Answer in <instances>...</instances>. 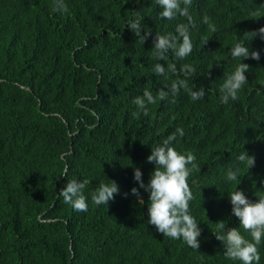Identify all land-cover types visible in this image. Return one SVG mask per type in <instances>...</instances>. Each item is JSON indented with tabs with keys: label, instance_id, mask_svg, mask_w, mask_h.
<instances>
[{
	"label": "trees",
	"instance_id": "trees-1",
	"mask_svg": "<svg viewBox=\"0 0 264 264\" xmlns=\"http://www.w3.org/2000/svg\"><path fill=\"white\" fill-rule=\"evenodd\" d=\"M64 2L61 14L53 0H0V264H240L225 257L216 223L251 241L228 194L264 196V40L247 34L264 27V17L250 15H264V0H192V53L178 59L169 50L166 61L154 58L153 39L176 35L187 17L161 19L155 0ZM137 13L141 34L151 31L144 44L127 27ZM236 43L260 60L232 58ZM241 62L250 66L248 83L237 100L221 103L220 86ZM156 63L176 72L157 75ZM185 64L195 70L188 77ZM178 79L204 88V97L192 101L181 89L133 118L135 97L156 96ZM177 128L184 135L172 146L191 151L200 167L188 180L199 250L159 233L148 223L149 194L139 189V203L130 191L139 188L134 169L147 184L155 168L147 157ZM246 153L255 158L250 169L238 160ZM237 169L238 180L229 181ZM73 179L86 182L87 212L59 196ZM113 180L114 200L94 205L92 192ZM258 248L264 264V239Z\"/></svg>",
	"mask_w": 264,
	"mask_h": 264
},
{
	"label": "clouds",
	"instance_id": "clouds-1",
	"mask_svg": "<svg viewBox=\"0 0 264 264\" xmlns=\"http://www.w3.org/2000/svg\"><path fill=\"white\" fill-rule=\"evenodd\" d=\"M161 9L159 16L161 19L174 20L177 16L187 17L188 24H179L176 28V35L156 34L153 39V56L156 60L166 61L167 53L171 50L178 59H184L192 53L193 44L189 35V27H195L188 7L192 0H155ZM184 5L182 7L181 5ZM52 10L61 14L68 12V6L64 0H53ZM255 19L264 17L259 11L250 13ZM143 17L136 14V18L128 23L127 27L138 37L137 41L144 44L151 35V31H144L141 34V20ZM254 19V20H255ZM204 23H209L207 17H204ZM214 32L216 29L209 25ZM251 40L259 36L264 40V27L251 32H247ZM208 42L207 38L202 40L203 44ZM230 54L234 59L251 58L260 60L259 51H251L242 43H236L231 49ZM249 65L239 63L234 72L227 75L224 83L220 86V102L227 104L229 99L235 101L238 99V93L244 85L248 83L245 75L249 71ZM153 71L160 76L167 78V72H176L174 64H169L166 69L163 64L156 63ZM190 65H183L180 69L185 77L194 73ZM168 90L161 88L156 96L145 90L142 96L133 99L137 111L132 113L133 118H138L142 113L149 115L148 105L156 104L168 99L169 95L175 97L181 89L188 92L192 101L202 99L205 95L204 88L193 91L189 88L187 79H178L171 83ZM184 130L177 128L163 140L162 144L152 148L151 154L147 157V162L155 165L150 174L147 184L142 179V172L139 168L134 169L133 179L139 184V188H131V194L135 196L139 203H143V197L139 189H144L148 195V223L155 226L156 230L175 240L183 242L193 250H199L201 229L196 219L191 215L190 202L195 199L190 189L188 180L193 172L200 171L196 163V156L191 152H178L172 143L177 141L178 137H183ZM238 160L244 162L248 169L254 167L255 158L246 154H241ZM239 169L229 171L227 179L236 182L238 180ZM86 182H79L75 179L68 181L65 187L59 191V196L63 197L64 203L70 205L77 212H87V198L83 194ZM240 184V182H239ZM119 193V187L113 180L111 183L101 182L92 192L91 201L94 205H108L109 201L114 200L115 195ZM127 197V193L124 194ZM232 205V214L238 218L239 227L251 236V241L246 239L238 228H227L224 221H218L217 227L221 234L215 235L216 239L221 241L226 249L224 255L227 259L239 261L240 264H259L260 254L258 245L264 239V196H260L256 202L249 200L242 190H235L228 194Z\"/></svg>",
	"mask_w": 264,
	"mask_h": 264
}]
</instances>
